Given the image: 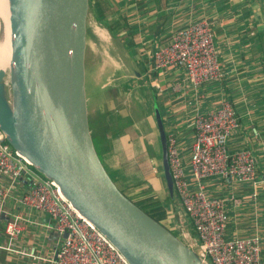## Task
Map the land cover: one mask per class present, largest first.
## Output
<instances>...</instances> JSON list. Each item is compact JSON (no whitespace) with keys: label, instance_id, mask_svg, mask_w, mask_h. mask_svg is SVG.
I'll return each instance as SVG.
<instances>
[{"label":"crops","instance_id":"obj_1","mask_svg":"<svg viewBox=\"0 0 264 264\" xmlns=\"http://www.w3.org/2000/svg\"><path fill=\"white\" fill-rule=\"evenodd\" d=\"M107 2L110 9L105 15L91 8L96 25L88 19L87 27L88 110L93 102L89 91L92 80L96 110V115L89 119L93 123L104 119L102 128H98L101 124L95 127L97 133L104 132L100 159L105 170L127 193H134L135 187L144 181L140 188L152 189L146 194L162 196L161 204L169 210L165 227L174 233L173 228L180 225L176 220H180L182 205L173 185L168 188L163 174L164 133L177 135L180 156L187 164L195 136L194 111L215 108L222 98L228 97L240 121L239 128L228 139L229 151L250 146L256 161L257 183L208 178L206 192L226 199L227 237H260L264 263V9L261 1ZM198 19H206L211 25L223 75L218 81L193 86L185 79L182 67L155 69L152 54L168 43L177 29ZM252 126L256 127L257 136L253 135ZM19 193V184H14L12 198L5 205L7 211L18 210L15 199ZM173 199L179 203H173ZM182 211L186 213L184 208ZM29 218L39 220L42 227L27 222L21 246L35 245L44 259L21 258L0 251V264H50L47 258H52L57 238L49 226L53 219L34 212ZM188 222L183 237L177 236L193 247L197 241Z\"/></svg>","mask_w":264,"mask_h":264},{"label":"water","instance_id":"obj_2","mask_svg":"<svg viewBox=\"0 0 264 264\" xmlns=\"http://www.w3.org/2000/svg\"><path fill=\"white\" fill-rule=\"evenodd\" d=\"M89 9L90 0H12L6 61L0 67V130L130 264H204L118 188L97 154L88 112ZM48 70L56 80L53 115L35 95L39 76ZM161 156L171 189L166 146Z\"/></svg>","mask_w":264,"mask_h":264},{"label":"built area","instance_id":"obj_3","mask_svg":"<svg viewBox=\"0 0 264 264\" xmlns=\"http://www.w3.org/2000/svg\"><path fill=\"white\" fill-rule=\"evenodd\" d=\"M157 70L184 68L193 86L221 79L223 68L214 44L210 23L198 19L177 29L168 43L155 49ZM240 126L239 116L228 97L217 107L194 111L195 136L188 162L182 161L177 135L166 134V154L174 192L190 220L196 243L190 246L204 264H264L258 235L226 236V199L206 192V180L218 178L257 183L256 161L250 146L229 151V137ZM258 135L255 126L251 127ZM3 182H5L3 184ZM19 184L18 210L7 211L12 186ZM236 202V200H235ZM47 214L57 235L50 264H130L112 242L62 195L58 186L37 172L16 152L0 130V251L21 258L43 260L35 245L21 246L24 226L39 220L25 213ZM66 233L65 237H62ZM46 260V259H45Z\"/></svg>","mask_w":264,"mask_h":264},{"label":"trees","instance_id":"obj_4","mask_svg":"<svg viewBox=\"0 0 264 264\" xmlns=\"http://www.w3.org/2000/svg\"><path fill=\"white\" fill-rule=\"evenodd\" d=\"M91 8H96L100 11L101 15H105L109 12L110 6L107 0H90ZM263 7V6H262ZM103 117V116H102ZM104 119H99L96 123L90 120V127L93 136V142L98 156H101L103 147L105 145L104 132L97 133L96 124H101L98 128H102ZM96 129V130H95ZM143 183V182H142ZM138 184L135 187L134 193H127L126 190L120 189L129 199H131L138 207L144 210L149 216L155 219L157 222L165 226L164 220L168 219V207L165 204H161L159 195L155 198L154 195L146 194L152 191L150 188H140ZM145 194V195H144ZM136 196V197H135ZM139 196V197H137ZM173 203H179L178 200L173 199Z\"/></svg>","mask_w":264,"mask_h":264},{"label":"bare ground","instance_id":"obj_5","mask_svg":"<svg viewBox=\"0 0 264 264\" xmlns=\"http://www.w3.org/2000/svg\"><path fill=\"white\" fill-rule=\"evenodd\" d=\"M11 10L12 0H0V67H3L6 61L5 54ZM56 93L55 75L52 70H48L39 76L35 91L36 98L48 115H53L56 111ZM146 222L159 234H163V230L157 225L148 220Z\"/></svg>","mask_w":264,"mask_h":264},{"label":"rangeland","instance_id":"obj_6","mask_svg":"<svg viewBox=\"0 0 264 264\" xmlns=\"http://www.w3.org/2000/svg\"><path fill=\"white\" fill-rule=\"evenodd\" d=\"M94 16H95V14H93V12H92V9H91V4H90V9H89V14H88V19L90 20V23L91 24H93L94 23V21H95V19H94ZM96 23V22H95ZM94 23V24H95ZM96 25V24H95ZM94 25V26H95ZM89 70H90V67H89ZM92 70L90 71V75H91V77H92ZM95 81V80H94ZM95 85H94V82H93V80L91 81V82H89V91H90V95H92V98H93V102L95 103V94H94V92H93V87H94ZM97 98V97H96ZM93 102H91V104H90V107H89V110H88V112H89V118H93L95 115H96V113H95V111L96 110H94V105H93ZM166 146V133H164V138H163V147H165ZM137 182V181H136ZM138 182H140V181H138ZM143 183H145L144 181H143ZM122 186V185H121ZM119 187V186H118ZM140 187H141V185H140ZM120 188V187H119ZM120 189H122V188H120ZM131 192V191H130ZM153 194V193H152ZM151 194V195H152ZM166 193H164L163 195H164V199H166L167 197H166V195H165ZM154 195V197L156 196L155 194H153ZM156 198V197H155ZM160 198L161 199H163L162 198V196H160ZM181 209V211L179 212V214H178V217H179V221H178V219L176 220V222L177 223H179L180 225H178L177 227H175V228H173V230H174V234H176V235H180V236H182L183 237V234H182V232L183 231H186V229L184 228L185 226H186V224H188L189 222H188V220H189V218H188V216H187V214L184 212V211H182V209H183V206L181 207V206H179V210ZM177 217V218H178ZM187 218V219H186ZM190 221V220H189ZM175 231H177V232H175ZM194 251V250H193Z\"/></svg>","mask_w":264,"mask_h":264}]
</instances>
